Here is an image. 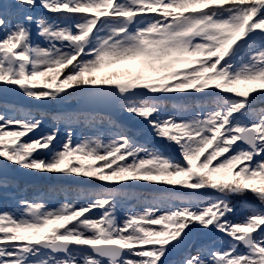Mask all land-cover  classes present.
Wrapping results in <instances>:
<instances>
[{
    "label": "snow or ice",
    "instance_id": "obj_1",
    "mask_svg": "<svg viewBox=\"0 0 264 264\" xmlns=\"http://www.w3.org/2000/svg\"><path fill=\"white\" fill-rule=\"evenodd\" d=\"M257 105L264 0H0V264H264Z\"/></svg>",
    "mask_w": 264,
    "mask_h": 264
},
{
    "label": "rangeland",
    "instance_id": "obj_2",
    "mask_svg": "<svg viewBox=\"0 0 264 264\" xmlns=\"http://www.w3.org/2000/svg\"><path fill=\"white\" fill-rule=\"evenodd\" d=\"M124 66H126V65H124V64H116V65H112L108 69H104L103 71H112L113 69L121 68V67H124ZM40 79H42V78H40ZM213 83H215V82H213ZM259 83H260L259 81L250 82L247 85L241 83V84H238V85H236L234 87L238 88L239 90H244L246 87L257 86V85H259ZM256 107H264V105H257ZM125 120L127 122H129L130 124H135V121L130 116L125 117ZM50 126H51V122L50 121L45 124V128L46 129L49 128ZM139 127L143 128L144 126L140 125ZM141 139L145 140L146 142H149V146L150 147H162V145L159 142L155 141L154 138L151 135H149L146 130H145L144 134L141 136ZM22 195L27 197V198H31L34 195V192H33L32 189H28L27 191L23 192ZM249 199H250V202L255 203V201H251V198H249ZM49 227H51V225Z\"/></svg>",
    "mask_w": 264,
    "mask_h": 264
}]
</instances>
